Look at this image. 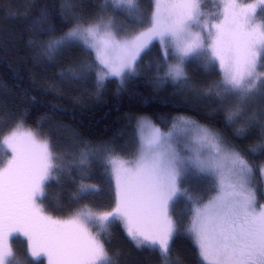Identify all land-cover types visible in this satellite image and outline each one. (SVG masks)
I'll list each match as a JSON object with an SVG mask.
<instances>
[{"label": "snow or ice", "instance_id": "snow-or-ice-1", "mask_svg": "<svg viewBox=\"0 0 264 264\" xmlns=\"http://www.w3.org/2000/svg\"><path fill=\"white\" fill-rule=\"evenodd\" d=\"M205 3L150 0L148 11L142 0H99L95 14L85 19L77 0H63L62 21L71 17L74 26L63 35H52L41 51L50 60L74 46L94 53V61H82L68 72L72 79L95 72L97 88L112 78L123 87L136 77L142 55L154 42L162 46L157 86L172 83L194 89L187 64L203 58L207 69L218 62L222 80L209 84L205 94L218 100L227 124L251 127L257 116L249 113V103L264 86V21L256 15L264 0L244 5L213 0L211 10H205ZM117 12H126L138 30L122 34L115 23ZM40 19L48 22L44 31L55 33L47 10ZM136 140V150L125 155L108 143H84L76 159L65 163L50 136L25 129L24 121L18 120L0 139L4 152L11 153L0 167V264L13 257L11 240L16 236L26 238L30 255L46 257L47 264H110L100 233L116 220L137 247L158 250L168 264L183 216L188 217L185 232L202 264H264V204L258 202L248 153L237 150L220 132L186 117L176 118L168 131L142 119ZM261 147L264 143L249 152ZM97 162L115 182V206L93 210L83 205L68 219L46 214L41 197L49 182L59 184L70 165L91 168ZM260 170L264 173V166ZM192 173L201 177L195 191L184 187ZM80 183L70 202L79 203L97 191ZM181 200L185 210L178 219L175 206Z\"/></svg>", "mask_w": 264, "mask_h": 264}, {"label": "trees", "instance_id": "trees-1", "mask_svg": "<svg viewBox=\"0 0 264 264\" xmlns=\"http://www.w3.org/2000/svg\"><path fill=\"white\" fill-rule=\"evenodd\" d=\"M98 2L77 0L79 14L90 18ZM62 3L63 0H0V139L22 119L25 129L39 130L42 136H50L56 151L64 154L68 163L76 159L84 143L92 146L108 143L124 155L126 147H131L133 126L142 118L165 128L175 118L186 117L220 132L229 144L248 153L254 164L258 202L264 203L258 177L264 165V147L257 153L249 152L264 143V86L249 103V113L257 116V122L249 127L242 123L227 124L225 110L218 106V100L214 95L205 94L207 86L219 83L222 77L214 63L206 69L203 58H193L187 64V72L196 85L194 89L154 83L156 66L162 60L155 46L142 55L139 74L123 87L116 81H107L103 88H97L95 72L72 79L68 70L78 67L82 61H94L91 52L74 46L50 60L41 51V44L52 35H63L74 26L71 17L62 21ZM143 6L151 10L149 0ZM45 10L49 21L55 23V33L44 31L49 25L41 21L40 13ZM257 19L264 21V7L259 10ZM115 23L125 34L139 28L126 12H117ZM8 155L11 153L4 152L0 145V166L3 156ZM108 177L98 162L91 168L70 165L61 175L59 184L50 181L45 188L41 199L46 214L68 219L83 205H91L93 210H110L115 199ZM82 180L85 181L83 186L95 187L97 191L79 203L70 202L82 186ZM199 186L200 183L193 185L192 191ZM187 222L188 217L183 216L182 226L170 244L168 264H202L197 247L185 232ZM100 239L109 254L110 264H164L158 250L137 247L117 220L107 232L100 233ZM26 241L23 236L11 240L14 253L11 263L46 264V257L30 255Z\"/></svg>", "mask_w": 264, "mask_h": 264}, {"label": "rangeland", "instance_id": "rangeland-1", "mask_svg": "<svg viewBox=\"0 0 264 264\" xmlns=\"http://www.w3.org/2000/svg\"><path fill=\"white\" fill-rule=\"evenodd\" d=\"M150 1V0H149ZM146 2V0H142V3L144 4ZM237 2L239 3V4H241V5H244V4H255V3H257V0H252V1H250V2H243V0H237ZM213 0H206V3L204 4V8H205V10H211V9H213ZM262 7H264V6H259L258 8H257V14H258V12H259V10L262 8ZM256 14V15H257ZM259 21V20H258ZM71 29V28H70ZM69 29V30H70ZM68 30V31H69ZM120 31V30H119ZM122 34H125L124 32H122V31H120ZM152 46H155L157 49H158V51L160 52L159 54L162 56V46L158 43V42H154L153 43V45ZM92 54V57L94 58V60H95V55H94V53H91ZM214 64H215V66L217 67V69L219 70V72H220V75H221V77H222V72H221V70L219 69V65H218V62H213ZM109 81H116L117 83H119L115 78H112L111 80H109ZM142 119H145V118H142ZM142 119H140V120H138L136 123H135V125L133 126V136H132V141H131V147H132V150H131V147L130 146H127L126 147V149H125V152H124V155L125 154H129L130 153V151H131V153H133L135 150H136V148H137V140H136V136H137V131H138V126H139V121H141ZM148 120V119H147ZM176 120V118L172 121V122H170V123H168L167 125H166V127L165 128H162V127H160L159 125H157V124H155V126H157V127H159V128H161V130H163V131H168V130H170L171 129V125L173 124V122ZM148 121H150V120H148ZM151 122V121H150ZM152 123V122H151ZM152 124H154V123H152ZM210 129V128H209ZM146 133H144V132H141V135L143 136V135H145ZM178 135H179V133H178ZM130 153V154H131ZM4 158V161H3V164L4 163H6V158H10V155H8V156H3ZM6 157V158H5ZM264 166V165H263ZM0 167H3V165H1ZM260 179H261V191H262V193L264 194V173H262L261 172V170H260V173H259V176H258ZM109 180H110V183H111V189H112V192L114 193V199L116 200V197H115V182H114V180L111 178V176L109 175ZM201 182V177H200V175L199 174H196V173H192L189 177H188V181H187V183L184 185V187H187L190 191H192V186L194 185H197V184H199ZM264 198V197H263ZM264 204V203H263ZM115 206V203H114V205L112 206V208ZM111 208V209H112ZM110 209V210H111ZM185 209V204H184V202L181 200L179 203H177L176 204V206H175V215L176 216H181L182 215V212H183V210ZM75 213V212H74ZM73 213V214H74ZM72 214V215H73ZM71 215V216H72ZM70 216V217H71ZM175 216V217H176ZM119 223H120V225H121V228L124 230V233L127 235V233H126V230H125V227H124V225L122 224V222L121 221H119V220H117ZM187 224H188V222H187ZM94 231H95V229H94ZM24 238V237H23ZM27 242V241H26ZM11 260H12V257H10L9 259H8V264H10L11 263ZM12 264V263H11ZM46 264H47V260H46Z\"/></svg>", "mask_w": 264, "mask_h": 264}]
</instances>
